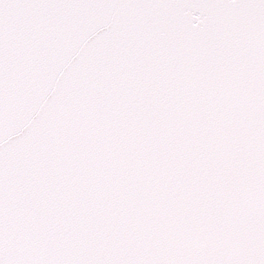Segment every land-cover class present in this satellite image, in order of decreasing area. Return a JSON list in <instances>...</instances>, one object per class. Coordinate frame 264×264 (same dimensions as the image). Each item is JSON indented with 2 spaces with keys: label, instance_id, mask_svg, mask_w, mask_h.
Instances as JSON below:
<instances>
[{
  "label": "snow or ice",
  "instance_id": "snow-or-ice-1",
  "mask_svg": "<svg viewBox=\"0 0 264 264\" xmlns=\"http://www.w3.org/2000/svg\"><path fill=\"white\" fill-rule=\"evenodd\" d=\"M0 264H264V0H0Z\"/></svg>",
  "mask_w": 264,
  "mask_h": 264
}]
</instances>
